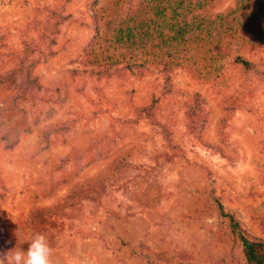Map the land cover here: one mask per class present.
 Listing matches in <instances>:
<instances>
[{
    "label": "rangeland",
    "instance_id": "374dc122",
    "mask_svg": "<svg viewBox=\"0 0 264 264\" xmlns=\"http://www.w3.org/2000/svg\"><path fill=\"white\" fill-rule=\"evenodd\" d=\"M90 1L0 0V73L14 66L33 14L46 13L43 9L77 14ZM91 37L75 24L62 28L55 55L35 68L46 93L19 104L28 123L38 118V124L13 150L0 140V241L14 244L3 251L16 246L26 251L28 246L18 245L32 236L28 219L51 209L58 226L41 233L53 249L52 264H245L239 237L264 239V83L255 78L252 96L227 111L225 102L241 90L223 74L221 90L182 70L171 73L172 86H165L157 68L141 79L96 82L72 75L84 70L81 62L88 63L83 49ZM26 38L42 45L36 30ZM108 45L99 42L92 49ZM91 55L97 64L115 57L113 50ZM5 56L7 64L1 63ZM12 88L1 93L0 107L12 103ZM131 90L132 104L125 105ZM193 93L204 102L197 125L199 131L201 124L206 127L198 135L220 146L222 131L223 156L201 144L199 131L186 134ZM56 94L60 103L54 102ZM50 107L52 116L45 120ZM135 110L143 111V118L137 120ZM19 118L17 112L11 120ZM48 125L62 130L46 142ZM163 130H169L170 140ZM107 177L93 199L70 206L75 185Z\"/></svg>",
    "mask_w": 264,
    "mask_h": 264
},
{
    "label": "trees",
    "instance_id": "16d2710c",
    "mask_svg": "<svg viewBox=\"0 0 264 264\" xmlns=\"http://www.w3.org/2000/svg\"><path fill=\"white\" fill-rule=\"evenodd\" d=\"M42 11L46 12L40 13L44 14L42 19L40 14L35 13L24 28V34L20 36L23 37L21 52L12 58L14 66L0 73V95L6 89H14L12 103L0 107V140L7 150H13L24 136L31 134L39 122L38 118H34L28 123L26 110L19 107V104L26 101L33 103L39 94L46 93L47 88L39 83L35 68L40 61L47 62V58L55 55L53 46L62 28L68 24L88 29L92 34L83 49L88 63L81 62L84 70L70 71L72 75L88 76L96 82L107 79H141L153 72V68H157L163 75L165 86H172L171 73L182 70L187 75L206 81L209 88L218 87L221 90L218 81L223 79V74L225 78H234L238 84L236 91L241 90L232 101L225 102L224 110L227 111L234 110L237 101L252 96L253 90L249 87L255 78L264 83V0H91L86 10L77 14L64 9ZM29 30H36L41 46L34 45L26 38ZM99 42L109 45L105 50L93 51L92 47ZM110 50L115 53L114 58L99 64L96 58L91 60V52L96 54ZM6 57H2L1 63L9 62ZM132 93L131 90L125 95V105L132 104ZM59 97L56 94L55 103L61 102ZM189 100L191 102L187 103V107L191 115L186 134L194 136L199 131L197 123L204 102L199 93H193ZM52 111V107L45 111V120L52 116ZM17 112L20 118L11 120ZM134 112L137 120L143 118V111ZM254 118L260 122L259 115ZM112 120L116 124L125 122L119 118ZM225 122L226 117L222 126ZM49 126L43 132L46 142L52 134L62 130ZM205 127V124H201L195 137L205 148L223 156L225 147L222 145L226 141L224 133L220 131V146L210 144L201 138ZM161 134L164 139H171L169 130H163ZM122 160L120 158L119 162L125 168ZM67 162L68 158L63 159L61 165ZM109 177L75 185L68 195L70 206H75V200L93 199L92 193H97V189ZM50 211L39 209L32 213L26 223L29 235L57 228L58 223ZM232 227L237 226L233 224ZM4 239L7 242L0 241V251L14 246L8 238ZM239 241L245 264H264V239L240 236ZM23 244L28 246L22 240L18 246Z\"/></svg>",
    "mask_w": 264,
    "mask_h": 264
},
{
    "label": "clouds",
    "instance_id": "9594fccd",
    "mask_svg": "<svg viewBox=\"0 0 264 264\" xmlns=\"http://www.w3.org/2000/svg\"><path fill=\"white\" fill-rule=\"evenodd\" d=\"M27 250L15 247L0 251V264H52L53 249L43 233L33 234L27 242Z\"/></svg>",
    "mask_w": 264,
    "mask_h": 264
}]
</instances>
